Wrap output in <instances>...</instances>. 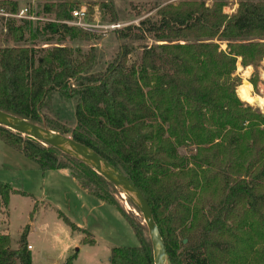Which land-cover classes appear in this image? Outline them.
Segmentation results:
<instances>
[{"label": "trees", "instance_id": "1", "mask_svg": "<svg viewBox=\"0 0 264 264\" xmlns=\"http://www.w3.org/2000/svg\"><path fill=\"white\" fill-rule=\"evenodd\" d=\"M75 1H100L117 22L114 0H44L42 12L51 18L36 26L15 19L18 0H0L7 15L1 17L0 111L69 135L125 175L148 203L170 264H264V114L239 101L232 78L237 58L248 69L264 62V0H238L232 15L223 12L229 0H152L156 18L115 35L130 44L148 38L157 44L141 46L131 62L132 48L121 43L98 74L91 73L93 48L62 45L92 38L67 24ZM26 35L48 46L23 45ZM215 41L226 43V51ZM54 93L74 100L73 127L52 114ZM0 141L42 173L69 176L126 220L139 244L113 247L109 264H154L145 225L118 205L111 183L54 146L2 126ZM188 146L194 152L180 154ZM12 195L26 193L0 182L6 218ZM58 217L85 235L81 243L94 244L92 234ZM28 229L15 249L0 234V264H31Z\"/></svg>", "mask_w": 264, "mask_h": 264}, {"label": "rangeland", "instance_id": "2", "mask_svg": "<svg viewBox=\"0 0 264 264\" xmlns=\"http://www.w3.org/2000/svg\"><path fill=\"white\" fill-rule=\"evenodd\" d=\"M177 4L178 0L170 1ZM18 14L26 9L21 16L34 22L48 21L51 17L42 12L44 0H18ZM75 10L83 9L86 17L81 22L89 28L82 29L92 34L88 41H64L63 46L80 48L88 51L95 50L96 64L91 73H101L113 60L119 45L125 41L116 38L115 30L127 25H135L145 17L156 18V3L152 0H114L113 12L117 22H111L107 10L102 8L100 1H75ZM211 0H206L210 5ZM238 0H229L223 9L227 15L236 12ZM7 17L0 10V37L3 39L4 20ZM18 20L19 17L15 16ZM114 26L117 28H112ZM81 29V28H80ZM27 39L23 45H34L36 48L46 47L42 40ZM219 49L226 51V43L215 41ZM132 48L130 61L138 59L141 46L157 44L152 39H146L139 43L125 42ZM4 43L0 41V47ZM50 46V45H49ZM240 68V69H239ZM243 68L240 58L236 59L235 71L232 78L236 80V94L240 102L264 114V106L250 105L239 97L241 93L249 96H262L264 88V62L263 59L258 67ZM243 70L249 71L247 78L242 77ZM246 84V90H238ZM254 83V84H252ZM52 113L60 116L61 123L73 127L74 100L66 99L59 94H52ZM69 137V135H66ZM194 148L188 146L180 151V154H192ZM0 182L8 183L26 195H12L8 205V216L0 215V234H7L10 239V247L14 249L19 239L22 228L29 225L27 241L30 244L31 264H65L71 257V264H109L110 251L113 247H133L139 242L126 220L115 210L114 207L103 203L81 191L76 190L74 181L67 175L56 171L42 173L36 165L24 158L21 154L8 148L0 141ZM116 202L126 212H131L137 220L143 224L141 213L133 209L127 197L117 189L113 191ZM34 204L36 207L34 208ZM61 213L75 226L80 227L93 235L94 244L81 243L85 236L81 232H72L70 228L58 217ZM30 214L32 219L30 220ZM146 227V226H145ZM147 235V229L145 232Z\"/></svg>", "mask_w": 264, "mask_h": 264}, {"label": "water", "instance_id": "3", "mask_svg": "<svg viewBox=\"0 0 264 264\" xmlns=\"http://www.w3.org/2000/svg\"><path fill=\"white\" fill-rule=\"evenodd\" d=\"M0 126L22 136L49 144L90 167L95 173L111 183L115 189L128 197L141 213L152 247L154 264H170L160 233L152 218L151 210L140 190L128 178L91 150L74 142L71 137L49 130L45 125H35L19 117L0 111ZM183 244L186 240L182 241Z\"/></svg>", "mask_w": 264, "mask_h": 264}, {"label": "built area", "instance_id": "4", "mask_svg": "<svg viewBox=\"0 0 264 264\" xmlns=\"http://www.w3.org/2000/svg\"><path fill=\"white\" fill-rule=\"evenodd\" d=\"M25 11H26V9L21 10L19 12V14H17L16 16H18L19 18H26L27 17L26 15L25 16H21V14H23V12H25ZM71 17H72V20L70 22H68L67 24L73 25V26L81 28V29L89 28L88 25H86V24L81 22L86 17V14H85L83 9H77V10L73 9L71 11ZM111 27L112 28H117V26L116 27L111 26Z\"/></svg>", "mask_w": 264, "mask_h": 264}, {"label": "bare ground", "instance_id": "5", "mask_svg": "<svg viewBox=\"0 0 264 264\" xmlns=\"http://www.w3.org/2000/svg\"><path fill=\"white\" fill-rule=\"evenodd\" d=\"M246 70H248V69H246ZM243 72H244V74L242 75V77H245V78H247V75L250 74V73L248 74L249 71L247 72V71L243 70ZM263 78H264V75H263ZM261 94H262V96H257V95L249 96L246 93H241L239 95V97L242 101H244L250 105H254V106L258 105L260 107H263L264 106V88H263V91Z\"/></svg>", "mask_w": 264, "mask_h": 264}, {"label": "crops", "instance_id": "6", "mask_svg": "<svg viewBox=\"0 0 264 264\" xmlns=\"http://www.w3.org/2000/svg\"><path fill=\"white\" fill-rule=\"evenodd\" d=\"M74 186H75L76 190L80 191L76 185H74ZM0 215L3 216L2 214H0ZM7 216H8V212H7ZM0 220H1V219H0ZM0 222H1V221H0ZM77 227H78V226H77ZM79 228H80V227H79ZM27 244H28V247L30 248V244H29L28 241H27ZM14 249H15V248H14Z\"/></svg>", "mask_w": 264, "mask_h": 264}]
</instances>
